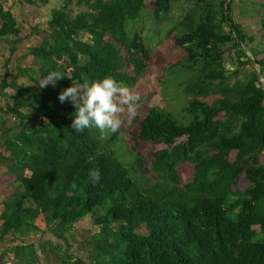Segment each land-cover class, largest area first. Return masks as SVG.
<instances>
[{"label": "trees", "instance_id": "obj_1", "mask_svg": "<svg viewBox=\"0 0 264 264\" xmlns=\"http://www.w3.org/2000/svg\"><path fill=\"white\" fill-rule=\"evenodd\" d=\"M146 1L87 0L91 11L74 18L59 9L42 43L27 52L32 66L17 67L12 78L7 62L0 91L5 97L13 88L19 100L5 111L17 123H3L0 146L8 156L0 154V165H7L18 185L3 202L0 241L40 232V217L48 226L56 223L53 231L61 237L91 214L104 235L99 242L110 248L104 252L111 255L109 264H264V89L258 71L245 81L236 78L238 69L229 73L225 55L234 51L236 67L255 62L261 73L264 59L248 58L243 44L252 39L233 20L232 0L227 13L226 0H196L207 7L192 34L176 40L179 46L188 40L199 46L198 56L183 61L193 76L181 83L192 120L180 124L158 108L147 110L140 124L144 141L171 147L186 137L158 153L151 170L142 160L136 169L121 162L113 148L115 135L103 139L94 127L76 133L74 107L58 100L71 79L111 75L135 87L150 60L148 39L137 30ZM173 1L152 2L153 17L165 21L160 28L172 24ZM20 34L16 18L0 6V40L15 37V52ZM50 70L65 77L42 88L40 81ZM20 76L30 84L18 83ZM184 163L194 173L182 186L177 167ZM89 169H99V182H91ZM243 174L249 186L240 192L233 187ZM101 208H107L105 217L98 215ZM141 228L145 234L138 232ZM45 244L40 251L48 257L46 247L53 252L55 247ZM30 246L14 248L15 258ZM33 262L37 258L27 264Z\"/></svg>", "mask_w": 264, "mask_h": 264}, {"label": "rangeland", "instance_id": "obj_2", "mask_svg": "<svg viewBox=\"0 0 264 264\" xmlns=\"http://www.w3.org/2000/svg\"><path fill=\"white\" fill-rule=\"evenodd\" d=\"M152 2L153 0L146 1V13L143 20L137 23V30L144 38L148 39L146 43L150 50V60L138 78L135 87L130 88L132 92L139 95L136 114L132 117H129L126 112L120 114L122 124L118 131L116 133L105 131L102 137L107 139L115 135L116 143L113 148L116 157L129 168L133 167L134 169L137 168V161L142 160L143 167L147 170H151L153 158L162 150L165 148L171 150L174 145L186 142V137L180 138L173 146L167 147L160 142L144 141L141 137L140 124L150 108L164 111L180 124H187L192 120V116L185 112L189 98L183 92L181 83L185 80L189 81L193 76L190 71H186L187 68L183 66V61L188 55L198 56L199 46L193 40H188L179 46L176 44V40L192 34L198 21V15L207 7V4H198L196 0H174L169 14L172 24L163 29L160 26L165 21L159 22L152 15L154 9ZM262 4V0H232L231 16L233 20L240 24L246 35L252 39L243 44V48L251 60H254L255 56L257 60L264 59V6ZM0 6L16 18L21 29L19 37L22 40L17 44L15 52L11 50L15 37L0 40V85L5 76L7 62H9L8 69L12 73V78L16 76L17 67L32 66L33 59L27 55V52L30 48L39 46L47 36L49 21L55 11L63 9L72 18L79 13L91 11L87 0H71L70 2L68 0H0ZM82 38L87 40L89 36L85 35ZM225 60L229 73L238 69L236 78L240 80H247L254 71H258V74L261 72L260 66L255 62L246 68L236 67L234 51L227 53ZM17 81L30 84L28 78L24 76L18 77ZM42 82L43 80L40 81L41 87ZM49 84L42 88L50 87ZM259 86L264 89V72L259 75ZM17 100H19V95L13 88H9L5 92V97L0 91V138H4L3 123H6L7 127H13L17 123L12 115L5 112ZM0 154H7L1 146ZM235 155L236 152H232L231 160L235 158ZM261 162L264 164V152L261 155ZM177 172L182 186L192 181L194 172L191 164H180L177 167ZM152 175L155 179L156 174L152 172ZM17 185L18 182L14 176L9 174L7 165H0V226L4 211L3 202ZM248 186L249 183L243 174L233 189L242 192ZM106 209H99L98 215L105 217ZM36 225L41 229L40 232L25 233L22 237L7 236L4 241H0V264H27L36 258L37 262L32 264H71L68 258L80 260L81 264H109L111 262V255L104 253L110 248L99 242L104 235L99 232L100 225L96 223L95 217L91 214L76 223L71 232L61 234V237H58L53 231L56 223L48 226L40 217L36 221ZM255 229L259 231L258 227ZM138 232L146 233L145 228H141ZM47 241H50L55 247L54 252L50 245L46 247L47 253H49L48 257L40 251L41 243L46 246L45 242ZM30 244L33 246L24 250L23 256L16 259L13 249ZM33 250H35V255ZM57 255H61L60 260L56 258ZM62 258L67 262L62 261Z\"/></svg>", "mask_w": 264, "mask_h": 264}, {"label": "clouds", "instance_id": "obj_3", "mask_svg": "<svg viewBox=\"0 0 264 264\" xmlns=\"http://www.w3.org/2000/svg\"><path fill=\"white\" fill-rule=\"evenodd\" d=\"M62 77L65 76L60 72L50 70L43 77L42 87L48 83L55 85ZM58 100H67L74 107L71 128L76 133L94 127L103 137L105 131L116 133L121 127L120 114L135 116L139 95L113 76L105 75L82 82L71 79V85L58 93ZM88 176L93 184L99 182V169H89Z\"/></svg>", "mask_w": 264, "mask_h": 264}, {"label": "water", "instance_id": "obj_4", "mask_svg": "<svg viewBox=\"0 0 264 264\" xmlns=\"http://www.w3.org/2000/svg\"><path fill=\"white\" fill-rule=\"evenodd\" d=\"M229 0H226V13L228 12Z\"/></svg>", "mask_w": 264, "mask_h": 264}, {"label": "crops", "instance_id": "obj_5", "mask_svg": "<svg viewBox=\"0 0 264 264\" xmlns=\"http://www.w3.org/2000/svg\"><path fill=\"white\" fill-rule=\"evenodd\" d=\"M262 3H263L262 6H264V0H262ZM260 73H261V72H259V75H260Z\"/></svg>", "mask_w": 264, "mask_h": 264}]
</instances>
